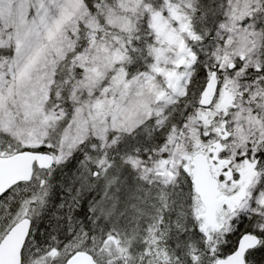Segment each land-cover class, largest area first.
Returning a JSON list of instances; mask_svg holds the SVG:
<instances>
[{
    "label": "snow or ice",
    "instance_id": "snow-or-ice-1",
    "mask_svg": "<svg viewBox=\"0 0 264 264\" xmlns=\"http://www.w3.org/2000/svg\"><path fill=\"white\" fill-rule=\"evenodd\" d=\"M0 264H264V0H0Z\"/></svg>",
    "mask_w": 264,
    "mask_h": 264
}]
</instances>
